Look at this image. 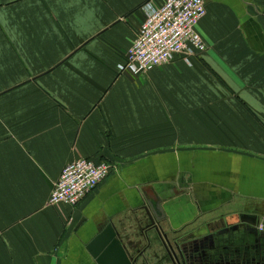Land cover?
I'll list each match as a JSON object with an SVG mask.
<instances>
[{"label":"crops","instance_id":"crops-1","mask_svg":"<svg viewBox=\"0 0 264 264\" xmlns=\"http://www.w3.org/2000/svg\"><path fill=\"white\" fill-rule=\"evenodd\" d=\"M203 1L206 51L133 76L125 53L163 0H0V264H94L110 225L161 264L139 241L157 202L171 238L264 227V0ZM81 158L110 174L49 205Z\"/></svg>","mask_w":264,"mask_h":264},{"label":"built area","instance_id":"built-area-1","mask_svg":"<svg viewBox=\"0 0 264 264\" xmlns=\"http://www.w3.org/2000/svg\"><path fill=\"white\" fill-rule=\"evenodd\" d=\"M205 13L203 0H163L157 8L147 7L120 70L139 76L171 63L177 56L188 58L204 53L206 45L196 27ZM110 172L109 164L84 158L67 164L53 186L49 205L75 207ZM258 231L263 232L262 227Z\"/></svg>","mask_w":264,"mask_h":264},{"label":"water","instance_id":"water-1","mask_svg":"<svg viewBox=\"0 0 264 264\" xmlns=\"http://www.w3.org/2000/svg\"><path fill=\"white\" fill-rule=\"evenodd\" d=\"M150 212L144 208L145 216L139 222L140 225H145L144 236L140 237L139 241L147 242L151 248L150 257L152 260L165 264V246L167 248V254L170 261H174V264L179 263V257L177 256L176 246L179 245L181 237L175 236V240L171 239L162 226V222L166 219L164 212L160 206V202H157L155 206L150 204ZM240 224H247L246 229L248 234L256 237L255 242L264 243L262 236L256 231V220L246 215L239 217ZM238 228V227H237ZM170 238V239H169ZM155 239L158 244L152 248L151 242ZM174 240V243L172 241ZM127 239L121 235V231L113 226H108L99 236L94 238L87 246V250L94 261V264H147L149 257L146 255H138L139 249H133L128 246ZM142 246H140L141 248ZM163 261V262H162Z\"/></svg>","mask_w":264,"mask_h":264},{"label":"flooded vegetation","instance_id":"flooded-vegetation-1","mask_svg":"<svg viewBox=\"0 0 264 264\" xmlns=\"http://www.w3.org/2000/svg\"><path fill=\"white\" fill-rule=\"evenodd\" d=\"M242 228L238 225L228 226L202 240L180 239L176 246L179 257L177 264H264V243L255 242L257 238L248 234V226ZM245 235L251 236L249 241L244 239ZM138 249V255L144 257L147 250L145 246ZM167 251L165 246V264H174L168 258Z\"/></svg>","mask_w":264,"mask_h":264},{"label":"rangeland","instance_id":"rangeland-1","mask_svg":"<svg viewBox=\"0 0 264 264\" xmlns=\"http://www.w3.org/2000/svg\"><path fill=\"white\" fill-rule=\"evenodd\" d=\"M258 227H262L263 231H264V227L262 225H258Z\"/></svg>","mask_w":264,"mask_h":264}]
</instances>
